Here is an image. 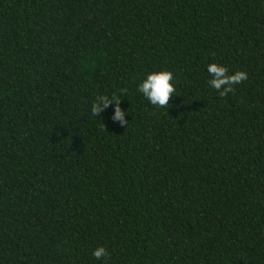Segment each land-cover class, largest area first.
Returning a JSON list of instances; mask_svg holds the SVG:
<instances>
[{
    "label": "trees",
    "instance_id": "obj_1",
    "mask_svg": "<svg viewBox=\"0 0 264 264\" xmlns=\"http://www.w3.org/2000/svg\"><path fill=\"white\" fill-rule=\"evenodd\" d=\"M0 264H264V0H0Z\"/></svg>",
    "mask_w": 264,
    "mask_h": 264
},
{
    "label": "clouds",
    "instance_id": "obj_2",
    "mask_svg": "<svg viewBox=\"0 0 264 264\" xmlns=\"http://www.w3.org/2000/svg\"><path fill=\"white\" fill-rule=\"evenodd\" d=\"M207 73L212 77L208 81V84L219 93L221 98L227 97L229 93H234V85L241 84L248 79V73L246 71H236L234 74L229 75L228 69L225 66L216 63L207 66ZM172 80L173 73L170 71L153 72L148 74L146 79L139 84L137 91L142 93L144 98L157 109H168L170 98L176 91L175 86L171 83ZM126 92L127 89L120 90L121 94H125ZM120 102V96L117 94H113L111 97L108 95H99L92 104L91 114L97 117L104 108L115 104V115L112 119L127 125L128 122L124 120V113L121 111ZM92 255L96 259L109 257L104 247L96 248L93 250Z\"/></svg>",
    "mask_w": 264,
    "mask_h": 264
}]
</instances>
